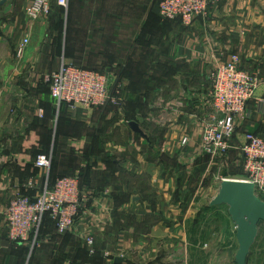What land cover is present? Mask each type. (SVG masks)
<instances>
[{
	"label": "crops",
	"instance_id": "0c3cea01",
	"mask_svg": "<svg viewBox=\"0 0 264 264\" xmlns=\"http://www.w3.org/2000/svg\"><path fill=\"white\" fill-rule=\"evenodd\" d=\"M29 1L0 0V264H234L235 225L227 207L212 209L199 199L203 193L194 194L196 188L203 192V184L190 182L198 170L190 160L202 162L204 177L207 157L200 139L209 104L207 80L233 53L257 82L231 149H239L247 131L264 138V0H210L207 16L190 25L162 19L158 0H68L66 23L61 27L54 20L53 32L51 21L25 17ZM23 37H29V45L16 58ZM55 54L57 61L45 60ZM61 64L104 72L120 68L124 78L141 79L138 87L126 83L125 88L138 98L110 109L113 114L103 106L108 116L100 121L95 110L77 108L76 122L85 128L101 123L104 131H61L49 140L53 99L34 100V88L41 75ZM28 75L31 81L23 86ZM63 106L60 115L72 112ZM159 108L170 111L168 121L145 123L141 111ZM131 121L143 135L131 129ZM14 126L28 127L15 138ZM183 138L177 167L174 149ZM48 143L55 150L51 166L38 168L35 158ZM59 176H77L84 198L71 230L58 234L44 214L28 242L9 240L4 216L9 201L20 194L36 197ZM220 211L218 230L204 233L206 214ZM116 256L123 261L114 263Z\"/></svg>",
	"mask_w": 264,
	"mask_h": 264
},
{
	"label": "built area",
	"instance_id": "2783aa9c",
	"mask_svg": "<svg viewBox=\"0 0 264 264\" xmlns=\"http://www.w3.org/2000/svg\"><path fill=\"white\" fill-rule=\"evenodd\" d=\"M210 0H158V13L162 19H178L191 24L206 15ZM65 7L68 0H54ZM52 0H30L25 16L35 20L45 17L51 10ZM28 38L23 37L15 48L21 56ZM209 108L203 121L202 147L210 154L225 153L230 148V139L239 122L244 120L246 105L256 86V77L239 67V57L231 54L219 62L210 72ZM51 97L72 110L77 108H99L111 101L119 104L108 87L106 74L101 71L76 65L61 64L54 72L45 76ZM183 143L186 139L183 138ZM243 175L235 180L250 182L258 196L264 195V138L247 131L239 147ZM50 159L45 154L37 156L34 165L48 169ZM84 198L77 176H59L51 185H46L36 196L17 195L9 201L4 211L8 239L25 243L34 235L44 214L54 221L57 233L63 235L71 230L84 205ZM91 246L92 238H85ZM92 250V249H91Z\"/></svg>",
	"mask_w": 264,
	"mask_h": 264
},
{
	"label": "rangeland",
	"instance_id": "374dc122",
	"mask_svg": "<svg viewBox=\"0 0 264 264\" xmlns=\"http://www.w3.org/2000/svg\"><path fill=\"white\" fill-rule=\"evenodd\" d=\"M153 1H155V0H152V2ZM210 3H211V1L209 2L206 14L208 13V10H209V7H210ZM66 7H67V5L65 7L56 6L55 3H54V0H52L51 10H50L49 14L47 16H45V17H41V18L46 19L47 22H49V21L52 22L51 24H49L48 30H50L51 32L54 31V29H55L54 28V20H56L57 26L61 25V27H62L64 25V23H66V17H67V15H66V11H67ZM206 16L207 15H204V17H206ZM41 18H39V19H41ZM201 18H203V16H201ZM28 20H31V19H28ZM35 20H38V19H35ZM188 25H190V24H188ZM27 38H28V41H29V37H27ZM28 45H29V42H28ZM56 53H57V51H56ZM233 54H236V53H233ZM13 56L16 57V58H20L21 57V56L16 55V52H14ZM45 60L50 61V62L55 61V60L57 61V54L52 55L51 57H48ZM43 62H44V60H43ZM37 65H38V61L36 60V62H34L32 64V67L33 68L35 67L34 69H37ZM66 65H68V64H66ZM33 68H32V70H34ZM90 69H94V70L98 69V71H101L104 74H106L110 93L112 94V96L116 97L119 100V102H120L119 104H114L111 101L107 102V104L105 105L106 107H108L106 109V111L108 110V112L110 114H113V112L111 111L112 109H113V111H114L115 108L116 109L117 108L121 109V107L123 105H125V103L127 102L128 99L133 101L132 99L134 97L138 98V95H134V96L132 95V97H129L128 91H126L125 88H127L126 83H133V84L135 83V85L138 87L140 85L141 79L124 78V75L121 73L123 71L120 68H118V70H114V71H111V72H109V71H105L104 72L101 68H97V69L96 68H90ZM31 74H33V73H31ZM49 74H51V73H49ZM49 74H47V75H49ZM45 76L46 75L44 74V75H41L39 77V81H40L39 85L41 87L39 86L38 89L34 88L35 91L37 92L36 96H34V100L38 96L45 97L46 99L49 97V99L52 100V97H51L50 92L48 90L49 89L48 81L45 80ZM206 80L204 79L205 85H206ZM30 81L31 80H30L29 75H28V77L25 78V82H22L23 86H25V84L27 82H30ZM208 85L210 86V75H209V78L207 80V87H208ZM32 94H33V91L31 90L30 96H32ZM164 98L165 97L162 96V99H164ZM46 99H44V100H46ZM34 100L30 99V102H32ZM41 100H38L40 104H42L44 102L43 100L41 102ZM24 101L25 102H29L28 100H24ZM52 102H53V107H54V111H55L54 112L55 117H53V119H52V121L50 123V127L51 128H50V131L48 133L49 134V137H48L49 140L52 139V136L53 137L57 136L58 132H61V131H63L64 134H72L73 133V134H77V135H84L86 133V129H87L88 131L92 130L93 134L94 133L95 134H100L101 131H104V129L106 128V126H103V124H101V123L100 124L95 123V124H93L94 125L93 127L85 128V126L83 124H80V123L76 122V120H79V119H78V117H76L73 114L74 110H72V112L69 111L70 114L68 113L66 116H62L60 114H62L64 108H66V107L63 106V105H59L58 106V104L54 100H52ZM56 105L59 107V109L56 107ZM106 107H104V108H106ZM102 108L103 107L88 108V109H85V110H95V112H96L95 113V118H99V121H100V120H104V119L106 120L107 116H108L107 115L108 113H106V111L105 112L102 111ZM208 108H209V104H208L207 110H208ZM57 110H59V111H57ZM14 112H16V111L13 110V109L9 111L10 114L11 113L14 114ZM141 113H143L142 119L145 121V123H151V122H153L155 120H158L159 122L162 123V122L168 121V119L171 117L170 111H166V113L164 114V113L161 112V108H159V112L158 113L153 112V110H145V109L143 111H141ZM40 114H41V112L38 110L37 118L40 117ZM41 117H42V115H41ZM174 118H175V116H174ZM74 120H75V123H74ZM29 122H30V124L28 123V126L32 125V122H34V120L31 119ZM64 122L66 124H63ZM107 124H109V122H107L106 125ZM27 127L17 128V127L14 126V136H15V138L19 137V135L21 134L20 130L26 131ZM53 132L55 133V135H54ZM202 132H203V130H202ZM202 132H201L200 146H202ZM231 139H232V137H231ZM231 139H230V141H231ZM183 144L185 145L186 142L183 143L182 139H179L178 143H177L178 147L177 148L175 147V149H174L175 166H177V167H181V165L177 161V157L176 156L179 153L178 149L183 148V146H182ZM53 145H52V147L49 150L50 143H48L47 146H46V149H45L46 150L45 153L49 156V159L52 158L53 155H54V151L55 150L52 151ZM176 151H178V152H176ZM205 155H206L207 158H206V167H205V171H206L205 173L206 174L204 175V177H203L204 170H203V167H202V164H201L202 162L200 161L199 164H198L195 160H193V161L190 160L191 165L194 166L195 169H198L197 173L194 174V177L190 180V182L191 183H195V184H203V187L201 185V188H202L203 192H201V190H198L196 188V190L194 191V194L195 195H199V193H201V194L203 193L201 195V197H199V199L204 200V203L207 202L206 205H208V202L214 196L213 192H214L215 188H217V186H218L217 183L222 178L223 179H237L241 175H243V172H242L241 159H240L238 147L231 149V145H230V148L225 153H215V154H210L209 153L208 154L206 152ZM37 156H36V158H37ZM36 158H35V160H36ZM203 162L205 163V160ZM50 166H51V159H50L49 168H50ZM20 195H24V194H20ZM259 197L264 200V195L263 196H259ZM215 208H220V209L222 208V210H225L226 206L225 205H221L219 207H213L212 209H215ZM218 214H221V211H220V213H214V214H211V213L208 214L207 213L206 214V216L204 218V222L201 224L202 227H203L202 230H203L204 233L208 234L212 230H216V231L218 230V228H219L218 225L219 224L217 223V220L218 221L220 220V219H218L219 218ZM222 214H223V211H222ZM213 215H215L216 217L213 216ZM213 220L216 221V222H213ZM247 264H264V223L259 227L257 237H256V239H255V241H254V243H253V245L251 247V250H250L249 259H248V263Z\"/></svg>",
	"mask_w": 264,
	"mask_h": 264
},
{
	"label": "water",
	"instance_id": "95a60500",
	"mask_svg": "<svg viewBox=\"0 0 264 264\" xmlns=\"http://www.w3.org/2000/svg\"><path fill=\"white\" fill-rule=\"evenodd\" d=\"M129 126L133 131L143 135L136 122L131 121ZM135 199H138V196H134L133 200ZM220 205L227 207L228 215L236 228L237 249L234 264H247L259 227L264 223V200L257 195L252 183L222 179L217 192L208 203L209 207ZM120 261H123V258L118 256L113 259L114 263Z\"/></svg>",
	"mask_w": 264,
	"mask_h": 264
},
{
	"label": "trees",
	"instance_id": "16d2710c",
	"mask_svg": "<svg viewBox=\"0 0 264 264\" xmlns=\"http://www.w3.org/2000/svg\"><path fill=\"white\" fill-rule=\"evenodd\" d=\"M56 6H58V5H56ZM58 7H62V6H58ZM49 90V89H48ZM53 99V98H52ZM54 100V99H53ZM61 105H63V104H61ZM46 214H48V213H46ZM49 215V214H48Z\"/></svg>",
	"mask_w": 264,
	"mask_h": 264
}]
</instances>
